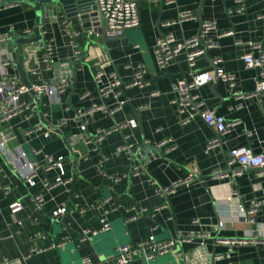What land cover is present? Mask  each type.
I'll use <instances>...</instances> for the list:
<instances>
[{
    "label": "crops",
    "instance_id": "1",
    "mask_svg": "<svg viewBox=\"0 0 264 264\" xmlns=\"http://www.w3.org/2000/svg\"><path fill=\"white\" fill-rule=\"evenodd\" d=\"M3 1L0 0V4ZM136 2L139 25L132 31L141 33L143 47L132 45L128 37L121 35L105 41L107 52L104 53L87 43L88 40L100 42L101 36H88L77 16L68 18L72 28L81 33L77 39L80 52L87 46L89 51L84 64L74 66L75 75L71 78L67 77L70 73L67 60L71 62L78 56L64 32L62 20L65 17L61 14L56 22H46L41 27L44 40L51 41L55 50V66L51 70H45L39 62L37 45L22 46L26 52L22 65L31 84H47L58 78L71 79L73 90L69 88L60 94L58 101L41 95L40 110L46 122L58 127L65 138L81 137L71 144V151L76 155L75 162L70 159L67 144L61 135L44 126L43 129L49 131L47 138L39 132L29 144H25L23 133L41 126L34 99L28 93L21 99L29 105V111H23L0 124V131L6 139L5 147L15 164L40 161L44 155L62 156L65 178L72 179L67 185L44 190L40 184L44 173L40 171L35 186L29 187L14 174V164L0 156V181L12 189L7 195L0 192V264L28 254L32 248L42 251L31 253L25 264H81L83 258H89L96 264L103 263L116 257L118 246H132L148 234L154 235L158 241L170 240L177 232H209L211 238L203 246L197 240L183 243L166 254L155 256L153 260L136 259L133 264L264 263V207L255 214L253 224L244 221L238 211L239 205L248 208L250 201L260 199L264 189V169H248L233 175L238 169L233 167L228 177L223 179L210 176L212 170H225L230 149L248 146L255 153L261 150L264 98L251 96L257 71L246 69L241 56L255 53L250 44L259 45L264 50V19L258 18L264 17V0H243L244 12L231 17L226 11L234 7L232 0H174L169 5L164 0ZM200 4L202 23L212 21L220 32H233L231 36L217 39V47L208 49L196 59V70L208 71L212 75L211 83L198 91L204 101V109L223 115L228 124L236 123L222 138L221 146L209 153H204V150L213 131L199 117L183 124L169 103L171 85L187 75L185 53L177 55L165 70L156 67L152 54L155 41L162 34L171 33L177 42L198 34L201 26L198 19L179 22V15L187 11L196 15ZM34 21L33 9L25 4L1 8L0 35L31 36ZM91 23L94 25L91 30L96 31L98 23L95 17H92ZM27 29L31 30L30 34H26ZM217 58L221 59V63L214 65L213 61ZM100 60L109 62L106 71L117 72L121 80V98L126 103L111 117L101 111L95 112L86 119V129L81 132L73 119L76 109H88L104 103L113 107L115 103L112 99L103 102L93 81L96 64ZM138 66L146 70L149 85L145 88L130 85L134 69ZM218 67L234 77V90L247 97L238 98L231 93L227 84L215 76ZM32 71L37 75H33ZM11 72L19 77L17 70L11 69ZM82 93L88 95L81 99ZM26 115L29 116L25 118ZM131 120L136 122L135 128L112 131L97 150L84 142L92 138L97 130H110ZM245 131H251L253 136L246 138ZM164 140H171L172 150L165 153L161 149V155L152 153L150 147L157 148ZM124 142L132 145L131 158L121 153L101 164L105 174L119 178L114 183L98 173L97 163ZM34 150L41 153L34 155ZM131 166L137 168L138 174H129ZM193 170L197 171L193 183L179 186L165 197L161 195L160 188H171L172 184ZM45 175L53 180L57 170L52 169ZM38 193L43 197L41 210H37L31 200ZM104 196H111L119 206L108 215L109 232L80 242L79 234L83 229L99 228V212H80L79 209ZM16 200L22 205V210L15 216L22 227L12 224L13 216L9 211V205ZM61 206H65L67 212L59 222L52 221V212ZM220 222L222 227L217 231L215 229ZM152 227L154 230L150 231ZM36 230L41 231L45 238L33 239L32 234ZM65 236L68 238L66 244L50 247L60 243ZM251 237H255L256 243L232 246L230 251L227 245L214 242L215 238L241 240ZM202 247L206 248L204 254L198 252ZM192 252L193 256L188 258L187 254Z\"/></svg>",
    "mask_w": 264,
    "mask_h": 264
},
{
    "label": "built area",
    "instance_id": "2",
    "mask_svg": "<svg viewBox=\"0 0 264 264\" xmlns=\"http://www.w3.org/2000/svg\"><path fill=\"white\" fill-rule=\"evenodd\" d=\"M18 0H11V3L0 4V9H6L19 4ZM234 7L228 9L226 14L231 17L235 14H242L244 12L243 0H232ZM96 7V11L104 18V23L98 22V28L102 29V32L106 37L115 38L121 36L126 30L134 29L139 25V17L137 12L136 0H93ZM164 3L169 5L174 3V0H164ZM259 19H264L263 16H259ZM195 19V15L192 12H183L179 15V22ZM62 26L64 32L68 38L70 46L74 50V54L79 57L80 49L77 43V39L80 36V31L74 30L71 26V21L68 18L62 20ZM104 26V27H103ZM12 31V29H11ZM26 34H30L31 30L27 29ZM88 36L100 34L96 31H85ZM232 31L220 32L217 26L212 21L203 22L200 26V30L196 36L187 38L182 42H177L171 33L162 34L158 36L152 49L155 65L160 70H165L175 60L177 55L184 52L186 64L188 67L186 77L180 81L171 85L170 87V100L169 103L174 107L175 112L179 120L184 124L190 122L195 117H199L202 123L213 131V136L209 138L205 145L204 153H209L217 150L222 144V138L230 132V127L235 125L228 124L223 115H219L214 111L204 109V101L199 96L198 91L207 86L212 81V75L208 71L196 70V59L204 53L205 49H212L217 47L216 40L225 36H231ZM11 34L0 35V40H4L6 45L0 47V124L8 121L12 117L20 114L23 111H29V105L22 101L21 97L29 92L19 80L16 73H12L11 69L16 70L14 62L16 60V51L9 45L8 36ZM237 44V43H236ZM37 45V51L40 52L39 62L42 64L45 70H51L54 65V47L51 41H43ZM250 47L255 53L249 52L241 56V60L246 69L256 70L257 74L253 80L254 89L251 96L257 98H264V50L259 45L250 44ZM76 57L75 59H77ZM214 65L220 64L221 59L217 58L213 61ZM109 64L107 60H100L96 64V69L93 74V81L97 87L99 97L104 102L106 99H112L115 101L113 107L107 105H94L88 109H76L74 111L73 119L78 124V128L81 132L85 131L87 121L86 119L92 116L95 112L101 111L108 116L114 115L120 111L125 105L126 100L121 98L120 84L121 80L115 71H106V67ZM33 75H37V72L32 71ZM146 70L138 66L134 69L131 86L138 88H145L149 85L146 80ZM215 76L227 84L231 93L238 97H247L240 92L234 90V77L230 74H226L223 69L217 68L215 70ZM72 85L71 79H60L57 83L51 84H31V90L38 95H48L53 100L58 101L59 95L65 93ZM29 94V93H28ZM87 93H82L80 98L83 99L87 96ZM153 95H157V92H153ZM30 115V114H29ZM29 115H26L27 118ZM137 126L134 120L128 121L124 124H118L110 130H97L95 135L84 141L92 147L93 150H97L102 140L110 134L112 131H120L125 127L135 128ZM41 132L43 138H47L49 131L43 129L42 126L26 130L23 133L25 144L36 137V134ZM246 138L250 139L253 136L251 131H245ZM264 136V130H263ZM6 139L3 133L0 131V156L6 159L9 163L14 164L13 172L19 178V180L33 187L36 184L38 173L42 171L44 176L40 179V184L44 190H50L59 185H67L72 182L71 178H65V170L63 168V157H52L44 155L40 161L32 160L25 161L23 164H15L14 158H12L5 147ZM165 153L172 150L171 140H164L157 145ZM34 155L41 153L40 150H34ZM125 153L129 158L132 156V145L124 142L118 146L115 151L109 156H105L97 163L98 173L112 182L119 181L118 177L108 176L101 170V164L104 160L110 157H115ZM225 170L215 169L210 172V176L213 179H223L228 177L229 170L233 167L238 169L234 171L233 175L241 173L248 169H264V139L262 141L261 150L257 153L248 146H242L232 148L228 152L227 159L225 161ZM52 169L57 170V175L50 180L46 177L45 173ZM132 173L138 174L137 168L132 166ZM197 178V171L193 170L184 178L177 180L172 184L171 188H160L162 196H167L179 187L188 186L193 183ZM152 183H154L152 181ZM12 189L9 185L0 181V192L4 195L11 193ZM31 200L37 210H41L43 207V197L41 193H38L31 197ZM118 205L113 201L111 196H104L100 200L94 203H90L82 206L79 211H98L99 228L83 229L79 234V241L84 242L90 237H96L100 233H106L110 230V222L108 215L118 209ZM264 207V189L262 195L258 200H252L249 203L248 208H244L239 205L238 211L240 217L248 223H254V216L259 209ZM22 210V205L19 201H14L9 205L10 214L13 216L12 224H16L22 227L21 222L16 219V214ZM67 212L65 206L57 208L51 214V219L54 222H59L61 216ZM144 212V210H142ZM130 219H133L130 218ZM222 227V223L218 224L219 230ZM154 230V227L150 228V231ZM33 239H44L45 236L41 231H34L32 234ZM211 238L209 232H196L183 234L177 232L175 238L170 240L158 241L154 235L148 234L147 237L141 239L136 244L121 245L117 248V255L113 260L106 261L97 264H133L134 260H153L157 255H163L170 252L175 246L183 243H191L193 241H199V245L203 246L207 239ZM68 242L67 236L63 237L62 241L58 244H51V248L60 247ZM214 242L225 244L231 250L232 246L246 245L256 243L255 237L250 239H219L215 238ZM42 249L32 248L28 254H21L19 257L4 262L2 264H25L31 253L41 252ZM81 264H96L89 258H83ZM264 264V263H263Z\"/></svg>",
    "mask_w": 264,
    "mask_h": 264
},
{
    "label": "water",
    "instance_id": "3",
    "mask_svg": "<svg viewBox=\"0 0 264 264\" xmlns=\"http://www.w3.org/2000/svg\"><path fill=\"white\" fill-rule=\"evenodd\" d=\"M20 4H25L29 7H31L35 13V26L33 29V34L28 37L24 36H15V35H10L8 36V42L11 47L14 48L16 51V60L14 62V66L19 74V80L20 82L29 89V94L33 97L37 112L39 114L40 118V125L44 126L45 128L49 130H53L54 132L58 133L61 135L58 127L51 126L46 120L43 118V115L40 110V95H38L36 92L31 90V83L28 80L27 74L24 71L22 62L25 59L26 52L24 49H22V46H31V45H36L40 42L44 41L43 37V31L41 30L42 24L46 22H51L54 23L56 22V18L59 14L64 16L65 18H71L77 16L81 22H82V28L84 31H88L94 27V25L91 23L92 17H95L96 22H101L102 24L104 23V18L97 13L96 7L93 3V0H18L17 1ZM11 3V0H4L1 4H8ZM138 3V2H137ZM201 4L199 5V8L196 12L195 17L198 19L200 22V25L202 22L200 21V14H201ZM104 27V26H103ZM103 29V28H102ZM102 29H97L96 32L100 34L101 36V41L100 42H91V40H88L87 43H90L93 45L95 48H99L102 50V52L106 53V47L104 46V43L108 39H114V38H109L104 35L102 32ZM134 29H138V26ZM130 29V30H134ZM127 31L126 30L123 34L122 37H127ZM117 38V37H115ZM0 47H4V44H1ZM207 49L204 50V54L206 53ZM89 51H88V46L85 47L81 52L80 55L77 59L69 62L67 60V68H69V74L67 77L71 78L75 75V70L74 66L75 65H82L84 64V59L88 56ZM55 65H53L54 67ZM56 71V70H55ZM60 79H56L54 81H49L48 83H57L59 82ZM74 86L73 84L70 86L71 91L73 90ZM81 136H73L70 138H65L64 136L61 135L62 140L67 144V148L69 150L70 154V159L75 162L76 155L71 151V144L79 140ZM146 146V145H145ZM152 150V153H157L161 155V149L156 148V147H150ZM148 153V152H147ZM132 172V166L130 169L129 174ZM204 247L198 249V252L200 254H204ZM193 252L190 254H187V257L190 258L193 256Z\"/></svg>",
    "mask_w": 264,
    "mask_h": 264
},
{
    "label": "rangeland",
    "instance_id": "4",
    "mask_svg": "<svg viewBox=\"0 0 264 264\" xmlns=\"http://www.w3.org/2000/svg\"><path fill=\"white\" fill-rule=\"evenodd\" d=\"M25 8L28 9V7H25ZM127 37L132 42L131 43L132 45L139 44L141 47H143L142 39H141V33L139 31L135 32V31H132V30H128L127 31ZM1 44L6 45V42L4 40H0V46H1Z\"/></svg>",
    "mask_w": 264,
    "mask_h": 264
}]
</instances>
